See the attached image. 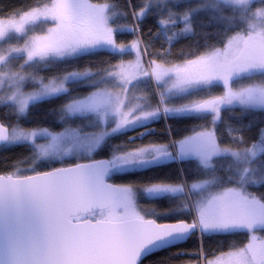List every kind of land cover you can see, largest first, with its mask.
Returning <instances> with one entry per match:
<instances>
[{
    "label": "trees",
    "instance_id": "trees-1",
    "mask_svg": "<svg viewBox=\"0 0 264 264\" xmlns=\"http://www.w3.org/2000/svg\"><path fill=\"white\" fill-rule=\"evenodd\" d=\"M54 1L0 0V20L47 7ZM85 1L91 9L101 12L108 34H97L98 29L92 24L97 13L90 9L93 12L90 19L79 24L71 36L53 40V23L46 20L29 25L21 36H10L0 42V56H3L0 58H6L0 72L22 78L15 93L7 94L8 86L0 90L2 125L26 130L48 129L51 132H58L65 127H77L82 132H99V127L92 123L90 116L66 117L64 108L91 93L108 88L110 85L103 80L104 76L120 66L133 63L139 56L141 64L150 69L151 77L143 74L135 80L128 88L126 98L128 103L137 107L139 115L150 114V120L131 131L107 135L95 159L110 158L116 153L144 145L172 143L180 146L185 139L208 130L213 131L217 146L232 151L264 142V110L233 105L222 107L217 116L213 117L203 109L208 101L222 97L227 88L239 90L251 85L264 86V70H253L249 74L226 79L227 76L216 75L227 66L223 63L202 66L198 72L192 69H154V66L166 69L181 65L216 49H223L230 37L245 31L243 18L237 11L204 9L203 0ZM263 5L264 0L253 4L250 9ZM84 38L107 41L108 47L38 63L27 61L24 53L29 45L41 43L34 46L36 54H58ZM10 51L16 53L10 54ZM208 73L211 74L207 76ZM69 74L82 77L66 82L63 92L29 104L20 116H16L6 103L7 97L11 95L36 89L41 82L58 80ZM175 80H178L177 85H174L175 90L192 85L198 87L174 95L170 88ZM143 132L148 133L141 136ZM129 137H133L132 142H129ZM169 159L172 162L111 175L108 181L138 193L137 205L146 213L145 216L158 223L197 221L198 224V212L192 215L184 191L176 196L142 197L141 191L153 185H185L187 188L193 182L207 180L211 181L213 194L219 195L228 190L241 191L264 206V177L260 166L264 164V153L254 164L249 165L247 173L241 171V167L229 154L214 156L208 169H201L187 155L179 156L178 163L173 157ZM62 162L63 166L71 165ZM56 167L57 164L38 162L36 150L28 143L0 147V175L20 174L15 177H22ZM29 168L33 170L23 172ZM221 197H225V194H221ZM196 198L199 199L198 195ZM190 202L192 204L191 199ZM227 211L225 216L228 217L230 213L227 214ZM230 218L239 219L237 213ZM253 229L258 236L264 235V228ZM248 238V228L230 235L206 236L203 240L205 257L202 261L221 252L229 254L232 245L243 247ZM199 240V232H194L183 244L151 254L141 264H199Z\"/></svg>",
    "mask_w": 264,
    "mask_h": 264
},
{
    "label": "rangeland",
    "instance_id": "rangeland-1",
    "mask_svg": "<svg viewBox=\"0 0 264 264\" xmlns=\"http://www.w3.org/2000/svg\"><path fill=\"white\" fill-rule=\"evenodd\" d=\"M260 1L263 0H203L202 8L204 9L219 8L237 11L243 18L245 31L230 37L223 49H216L212 52L202 55L201 57L193 61L185 62L181 65L172 66L166 69L162 68L161 66H154V69L158 71H186L192 69L194 72H198V69L202 66H206L209 64L219 65L223 63L227 66L221 71H218L216 75H221V77L227 76L226 79H233L238 75H246L253 70H264V5L261 7H254L253 9H250L253 4H256ZM90 9L91 8L85 0H55L47 7L31 10L22 15L12 17L7 20H0V42L10 36H21L29 25L46 20L53 23V40L62 37H68L71 36V34L79 24L86 23L90 19L93 12L97 13L94 16V21L92 22L93 26H96L98 29L97 34L103 36L108 34L109 32L105 29V18L103 17L101 12H97L96 10H94V8L91 9L93 11L92 12L90 11ZM106 43L107 41L104 42L98 39L84 38L82 39V41L71 45L66 50L58 54H47L43 52L36 54L34 52V46H39L41 43H33L31 45L27 44L29 46L24 51V53L26 55L27 61L38 63L55 58L75 55L77 53L90 51L93 49L107 48L108 45ZM9 53L14 54L16 53V51H10ZM5 60L6 58H0V67L3 66ZM230 63L232 65H229ZM144 65L141 64V58L137 56L133 63L120 66L104 76L103 80L110 85L108 88L100 89L94 93L89 94L84 99H81L78 102H72L68 104L82 105L84 107H87L88 110L70 114L66 111L65 107L64 115L66 117L90 116L92 118V123L95 126L99 127V132L80 131L81 140L84 142L83 147L72 149L69 156L64 157L62 160L49 158L40 162L46 164L53 163L54 165L57 164L58 167H60L63 166L62 161L69 164H73L74 162L78 163L88 161L90 156L89 149L98 139L103 140L109 134H119L122 132L131 131L132 129H135L147 123L150 120V116L145 119V114L139 115L137 107L132 103H128V99L126 98L127 90L135 80H137L143 74L151 77L150 69L147 68L146 65ZM209 74L211 73H208L207 76H209ZM79 77H82V75L69 74L61 77L58 80H48L45 82H41L40 86L36 89L20 92L16 95H11V97H7L8 102L6 103H8V105L13 109V112L16 116H20L25 112V109L29 104L63 92L66 82L72 81ZM205 78L208 77H203V79ZM175 81L176 82H174L172 88H170L171 93L174 95L180 93L181 91L186 92L196 89L200 84L201 78L199 79V83L197 84L198 86H187L184 89L179 90H175L176 86L174 85H177L178 80ZM50 82L63 84V90L55 94L42 95L41 90L43 86L49 84ZM21 83L22 78L18 76H7L5 73L0 72V90H3V88L5 90V88L8 86V91H6L7 94H9L10 92L15 93L16 91H18L19 85ZM262 89H264V86L260 85H251L240 88L239 90H232L227 88L225 94L222 97L208 101L204 105L203 109L206 112L212 114L213 117L217 116L218 111L222 107L233 105H239L249 109L264 110V105L262 104L256 103L254 101L241 103L240 99V97H247L249 95L255 97L258 91ZM228 97H232V99L229 100ZM98 98H104L107 100V104L105 107L99 109L88 107L92 104V101L94 99ZM22 105L23 110H21ZM160 111L162 113V110ZM121 121L127 122L126 129L121 126ZM108 127L109 129H107ZM117 127H120L121 130L116 131ZM14 130H23L25 133H29L32 131L11 126L10 128H8L9 139L8 143L6 144L8 146L18 143H28L37 152V145L47 144L50 140V137L41 133H37V135L32 137L31 140L27 137V135L13 139L12 135ZM159 145H144L142 147L128 149L123 153L135 152L142 148L149 149L146 153L145 158L154 160V154L150 151V148L151 146ZM180 145H184L186 148L192 145L195 146V152H189L187 156L191 157L196 162L197 166H199L201 169L210 168L212 165L210 161L214 156H218L220 154H229L230 157H232V159L239 165V167H241V171L247 173L249 165L254 164L258 157L262 153H264V142L254 143L247 148L239 151H232L226 148L219 147L215 142L214 134L211 130L195 134L182 141ZM68 146V144H65L66 148ZM168 146H170V157H173V159L178 163L179 145L170 143ZM156 164L157 163L155 162L150 164L133 163L125 169H112L108 175L144 170L145 168ZM260 166L264 177V164ZM31 170L33 169L29 168L25 169L23 172L25 173ZM15 176H20V174ZM193 185H200V187L198 190L194 191ZM120 188L121 195L115 205V207L119 208L120 210L116 213L115 218L109 217L110 209H108L96 214H90L83 217L80 216L75 218V220L86 218L89 220H117V218L123 214L124 205L126 204L128 199L132 200L134 207L137 208L141 214H146L137 205V197L139 194L132 189L131 191H128L129 188L123 189L121 186ZM146 188L142 190L143 194L141 191L142 197L146 198H154L164 195L176 196L184 191L187 196L190 212L194 216L195 214L197 215V205H199L208 214L226 220H232L230 217H235L237 213L239 217V219L237 220L242 221L245 224V227L241 229H247V226H250L251 229L255 228L253 230H257L259 228H262V224H264V206L259 201L251 196H247L241 191L233 192L232 190H228L225 192H221L219 195L213 194L211 191V181H196L187 188L185 187V185L179 186L178 190L174 193L168 192L157 195L146 192ZM196 194L198 195L199 199L196 198ZM221 194H225V197L220 198ZM190 199L192 200V204L190 202ZM225 211L228 212L227 214L230 213L228 217L225 216ZM248 236L249 238L250 236H255L257 237V239L250 243L248 238V242L245 245H249V247L245 249L243 259L246 260L247 264H264V235L258 236L252 230H248ZM219 255L220 254L214 256ZM214 256L206 258L204 262L201 258L199 264H207V260L214 258ZM223 258L226 260L229 259V254H225ZM190 264L196 263L193 262Z\"/></svg>",
    "mask_w": 264,
    "mask_h": 264
},
{
    "label": "water",
    "instance_id": "water-1",
    "mask_svg": "<svg viewBox=\"0 0 264 264\" xmlns=\"http://www.w3.org/2000/svg\"><path fill=\"white\" fill-rule=\"evenodd\" d=\"M2 132H7L9 139L8 128L0 123ZM8 139L0 140V147ZM78 163L92 165L91 160ZM50 170L22 177L0 175V264H136L142 244L161 229L183 222L148 219L144 221L147 231L128 234L117 220H75L114 208L121 188L107 181L108 174L101 184L96 175H82L75 169L53 172L60 183H52L43 175ZM94 171L95 166L89 169ZM169 248L151 251L139 262Z\"/></svg>",
    "mask_w": 264,
    "mask_h": 264
},
{
    "label": "snow or ice",
    "instance_id": "snow-or-ice-1",
    "mask_svg": "<svg viewBox=\"0 0 264 264\" xmlns=\"http://www.w3.org/2000/svg\"><path fill=\"white\" fill-rule=\"evenodd\" d=\"M63 90V84H57L56 82H50L47 85H44L41 94L49 95L55 94ZM229 100L232 97H228ZM241 103L248 102H256L264 105V89L259 90L258 93L253 97L249 95L247 97H240ZM107 104V100L104 98L94 99L92 104L88 107H93L95 109L103 108ZM21 110H23V105L21 106ZM88 108L82 105H67L66 111L70 114L75 112L87 111ZM150 114H145V119L148 118ZM121 126L126 129L127 122L121 121ZM121 128L117 127L116 131H120ZM37 133H41L50 137V140L47 144L37 145V155L38 162L55 158L57 160H62L64 157L69 156L72 149L79 148L84 146V142L81 140L80 129L77 127H65L60 132H51L48 129H40V130H32L29 133H25L23 130H14L12 138L16 139L17 137L25 136L31 140L32 137L36 136ZM8 139L7 132L0 133V140ZM65 144L69 146L66 148ZM104 141L102 139H98L89 149V159L92 161V165L73 163L70 168H60V169H52L49 172L43 173L45 177L49 179L52 183H60V180L57 177L52 175L53 172L59 173H68L73 169L81 172L82 175H96L99 183H104V176L108 174V172L112 169H125L129 165L133 163H157V164H166L172 162L170 158V146L168 145H159V146H151L150 151L154 154L153 159H146V153L149 149H140L135 152L130 153H116L111 156V158L105 157L103 160L96 161L95 155L96 152L101 149ZM189 152H195V146L192 145L186 148L184 145H180L179 147V156L183 157L187 155ZM95 166L94 172H89V169ZM200 185H193V190H198ZM179 186L173 185H153L145 189L146 192L152 193L153 195L168 193V192H176ZM131 191V188L128 189ZM120 209L114 207L109 210V217L115 218L116 213ZM188 209H185L187 211ZM198 211V224L196 221L193 222H177L173 225L167 226L164 229H161L154 238L149 239L146 243L142 244L138 253H137V261L136 264H139V259L143 255L150 254L151 251L159 250L163 247H174L188 240V238L194 233L199 232L200 240H199V255L203 259L205 257V253L203 251V240L204 237L214 236V235H230L239 231L241 228L245 227V224L242 221L238 220H226L223 218H219L213 215L208 214L205 210H203L199 205H197ZM148 220V217L141 214L137 208L134 207L131 199H128L126 204L124 205V212L121 216L117 218L118 226L121 230L128 234H134L139 231H147L148 224H145L144 221ZM69 227H72L71 222L69 221ZM97 224L102 223L100 221L96 222ZM152 221H149V224ZM248 230L251 231V227L247 226ZM262 228H264V224H262ZM257 237L250 236L249 242L255 241ZM157 245V247H153ZM249 245H245L243 247H238L236 245H232L230 247L229 259H224L225 254L223 252L220 253L219 256H214L212 259L207 260V264H247L246 260L243 259V255L245 253V249L248 248ZM145 249L149 251L145 252ZM179 255V253H177Z\"/></svg>",
    "mask_w": 264,
    "mask_h": 264
},
{
    "label": "flooded vegetation",
    "instance_id": "flooded-vegetation-1",
    "mask_svg": "<svg viewBox=\"0 0 264 264\" xmlns=\"http://www.w3.org/2000/svg\"><path fill=\"white\" fill-rule=\"evenodd\" d=\"M145 133H148V132H143V134H141V136H144V134ZM139 139H141V137H139ZM133 141V137H129V142H132ZM138 148V147H137ZM152 166H154V165H152ZM152 166H149V167H152ZM149 167H147V168H149ZM146 169V168H145ZM110 173V172H109ZM108 173V174H109ZM119 174H121V173H119ZM113 175H115V174H113ZM109 176H111V175H107V181H108V178H109ZM109 182V181H108ZM111 183V182H110ZM120 187V186H119ZM123 189H125V188H128V187H124V186H121ZM120 195H121V192H120ZM120 195H119V197H118V199L120 198ZM117 199V200H118ZM139 206V205H138ZM94 214H96V213H94ZM148 219H151V218H148ZM153 220V219H152ZM148 257V256H147ZM147 257H145V258H143L140 262H139V264H141V263H143V261L147 258Z\"/></svg>",
    "mask_w": 264,
    "mask_h": 264
}]
</instances>
